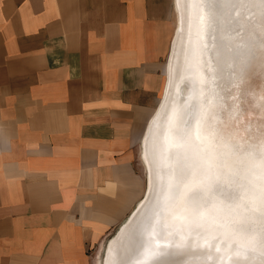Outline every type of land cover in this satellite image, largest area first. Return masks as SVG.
Wrapping results in <instances>:
<instances>
[{
	"label": "crops",
	"instance_id": "obj_1",
	"mask_svg": "<svg viewBox=\"0 0 264 264\" xmlns=\"http://www.w3.org/2000/svg\"><path fill=\"white\" fill-rule=\"evenodd\" d=\"M174 4L0 0V264H96L142 198Z\"/></svg>",
	"mask_w": 264,
	"mask_h": 264
},
{
	"label": "bare ground",
	"instance_id": "obj_2",
	"mask_svg": "<svg viewBox=\"0 0 264 264\" xmlns=\"http://www.w3.org/2000/svg\"><path fill=\"white\" fill-rule=\"evenodd\" d=\"M174 3L145 192L98 264H264V0Z\"/></svg>",
	"mask_w": 264,
	"mask_h": 264
},
{
	"label": "rangeland",
	"instance_id": "obj_3",
	"mask_svg": "<svg viewBox=\"0 0 264 264\" xmlns=\"http://www.w3.org/2000/svg\"><path fill=\"white\" fill-rule=\"evenodd\" d=\"M140 158V155H139ZM140 162H141V158H140ZM142 163V162H141ZM143 166V165H142ZM142 170V169H141ZM113 233V232H112ZM111 231L109 232V234L106 236L107 238L112 234ZM106 238V239H107ZM102 246V247H101ZM103 246L104 243L100 242L99 244H97V246L95 247V249L93 250V253L96 255V264L97 261L101 262V258H102V254H103ZM99 258V259H98Z\"/></svg>",
	"mask_w": 264,
	"mask_h": 264
}]
</instances>
